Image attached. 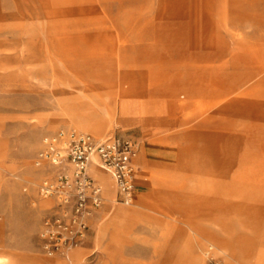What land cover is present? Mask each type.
<instances>
[{"label": "rangeland", "instance_id": "rangeland-1", "mask_svg": "<svg viewBox=\"0 0 264 264\" xmlns=\"http://www.w3.org/2000/svg\"><path fill=\"white\" fill-rule=\"evenodd\" d=\"M113 94L106 134L143 125L137 172L165 198L136 219L135 197L105 208L69 264H264V0H0V264L58 260L35 156Z\"/></svg>", "mask_w": 264, "mask_h": 264}, {"label": "built area", "instance_id": "built-area-1", "mask_svg": "<svg viewBox=\"0 0 264 264\" xmlns=\"http://www.w3.org/2000/svg\"><path fill=\"white\" fill-rule=\"evenodd\" d=\"M138 154V142L118 133L97 136L76 127H60L43 136L34 163L46 173L37 186L38 193L51 201L40 237L45 254L58 259L52 264H69L71 250L87 240L107 202L104 186L91 166L106 171L114 180L112 206L131 204Z\"/></svg>", "mask_w": 264, "mask_h": 264}, {"label": "bare ground", "instance_id": "bare-ground-1", "mask_svg": "<svg viewBox=\"0 0 264 264\" xmlns=\"http://www.w3.org/2000/svg\"><path fill=\"white\" fill-rule=\"evenodd\" d=\"M177 79H179V78H177ZM171 84L165 85V84H162V83H157L156 85H151V86L166 90V89L170 88ZM149 86H150V84L144 85V88H143V92L144 93H145L146 89H148ZM221 86H222V84H221ZM197 88L198 87H197L196 83L193 82V88L191 90L193 92L197 93V91H198ZM231 89H233V88H231ZM202 91L205 92L206 89H202ZM113 99H114V103L113 104H111V105H109V106H107L106 108H103V109L100 107V109L98 111L99 112V117L98 116H90V115L86 116L85 115V118L82 121L77 120L76 122H74L75 125L79 126L80 128H83L85 130H88V131L94 133L97 136L105 135L108 132L109 126H111L115 122V114H116V110H117L116 103H115V101H116L115 95H114ZM136 101H137V99H136ZM144 105H145L144 108L148 112L147 116L146 117L144 116V118L148 120L149 125H151V124L153 125V124L157 123L159 121L158 119L160 118L157 115H159L161 110L164 111V109H165L164 99L156 98V97H153V98L149 97V98H146ZM115 124H116L117 127L120 126L117 123V121L115 122ZM161 150L162 149L158 148L157 146L154 147V149L152 150L151 147L149 146V147H147L146 149L143 150L144 155H145L144 158H149V159L154 160V159H156V156L158 155V152L161 151ZM180 159L185 161L187 158L182 156V155H179V160ZM91 171H93L94 175L97 176L100 179L102 185L105 187V195H107L108 201L109 202H113V200H115V195L116 194H115V191L113 189L112 179H110L108 177V174L104 173L100 168H98L95 165L91 166ZM152 174H153V172H152ZM136 175L139 178V182L142 181L144 183V185L148 182L149 189L148 190H144V189L143 190H138L137 193H135V195H134V197H135V203H134L135 206L134 207H127L126 206L127 214L131 215L132 218H135V219L138 218V216L140 214L145 212V210H144L145 207H150L151 208V206H152V207L155 208L157 206V203L155 202V199L162 200V199L165 198V196H161V193L158 190V188H160L162 186V184H158L157 183V178H156V176H154V174L152 175V179L150 181H146L142 177V175L138 174V172H137ZM116 207H117V203H113V206H112L113 211L115 210ZM120 213H122V212L120 211ZM100 236L101 235L99 233H96V235H95V239L98 242V244H99V241H100Z\"/></svg>", "mask_w": 264, "mask_h": 264}, {"label": "crops", "instance_id": "crops-1", "mask_svg": "<svg viewBox=\"0 0 264 264\" xmlns=\"http://www.w3.org/2000/svg\"><path fill=\"white\" fill-rule=\"evenodd\" d=\"M138 127L139 128L140 127L142 128L140 132H137V130H136ZM119 128H120V126H119ZM144 132L145 131H144L143 125H139V124H135V123H134V125H130V126H127V127L122 128L121 132H119L121 135H123L125 137H130V138L135 139L138 142V144H139V154H138V157H137V160H136V162H137L136 174H137V171H140L141 170L140 169V166L142 165V160H141V158H142L141 155L142 154H141V152H142V143L144 141V136H143L144 135ZM102 171L104 173L108 174L106 171H104V170H102ZM92 173H93V171H92ZM93 175H94V173H93ZM95 177L97 178V180L99 182H101L100 179L97 176H95ZM108 177L110 179H112V177L109 174H108ZM135 181H136V188H137V186H138L137 175L135 176ZM112 183H113V189H114L115 194H116V185H115V182H114L113 179H112ZM104 194H105V187H104ZM105 196L107 197V195H105ZM105 208L106 209L112 208V203L108 201V198H107V202L105 203V205H104V207L102 209V212L100 213V215L98 216V218H100V217L103 216V210ZM69 261H70V259L68 260V262Z\"/></svg>", "mask_w": 264, "mask_h": 264}]
</instances>
